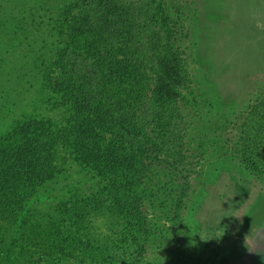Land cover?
<instances>
[{"label": "trees", "instance_id": "1", "mask_svg": "<svg viewBox=\"0 0 264 264\" xmlns=\"http://www.w3.org/2000/svg\"><path fill=\"white\" fill-rule=\"evenodd\" d=\"M10 2L0 0V28L20 31L23 71L0 60V78L22 99L5 107L21 116L0 136V264H132L147 243L135 184L150 164H175L186 134L175 20L163 0H65L43 16L42 2ZM36 97L56 115L39 113ZM257 100L232 125L237 158L264 178V93ZM70 166L102 186L44 197Z\"/></svg>", "mask_w": 264, "mask_h": 264}, {"label": "rangeland", "instance_id": "2", "mask_svg": "<svg viewBox=\"0 0 264 264\" xmlns=\"http://www.w3.org/2000/svg\"><path fill=\"white\" fill-rule=\"evenodd\" d=\"M27 1L45 4L43 16L65 0ZM163 2L175 20L187 70L180 103L186 134L175 164H150L135 184L147 216L141 233L147 243L132 264H264V178L237 158L239 135L232 125L264 93V0ZM13 33L0 28V60L17 63L21 72L16 50L23 39L20 31ZM17 90L0 78V136L21 116L13 107L12 116L5 110L22 99ZM37 105L45 117L56 115ZM98 180L70 166L43 196L53 201L68 191L90 196L102 186ZM45 205H36L39 214L51 211ZM107 222L99 217L94 223L99 239L110 233Z\"/></svg>", "mask_w": 264, "mask_h": 264}]
</instances>
